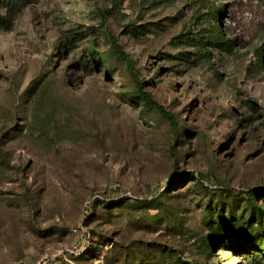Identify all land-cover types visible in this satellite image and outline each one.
Here are the masks:
<instances>
[{"label":"rangeland","instance_id":"rangeland-1","mask_svg":"<svg viewBox=\"0 0 264 264\" xmlns=\"http://www.w3.org/2000/svg\"><path fill=\"white\" fill-rule=\"evenodd\" d=\"M0 264H264V0H38L0 30Z\"/></svg>","mask_w":264,"mask_h":264},{"label":"trees","instance_id":"trees-1","mask_svg":"<svg viewBox=\"0 0 264 264\" xmlns=\"http://www.w3.org/2000/svg\"><path fill=\"white\" fill-rule=\"evenodd\" d=\"M37 1L38 0H0V30L8 31L12 25L14 17L21 13L26 7L36 3ZM211 16L214 22H218L221 16V10L211 11ZM217 33L220 35L221 31L218 30ZM109 38L111 39L116 54L126 63L128 69L132 70L133 61L131 57L122 50L114 36L109 35ZM224 44L225 42L219 37L217 41L210 42L207 46L217 47ZM139 91L140 99L148 106L155 108L162 116H164L172 128L175 138L178 137L179 128L176 118L172 114L167 113L162 106L156 103L150 94L141 91L140 85Z\"/></svg>","mask_w":264,"mask_h":264}]
</instances>
